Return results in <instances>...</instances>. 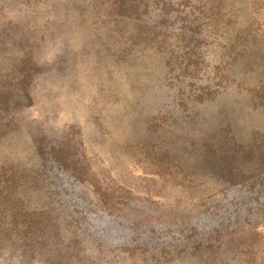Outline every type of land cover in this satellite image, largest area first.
<instances>
[{"label":"rangeland","instance_id":"1","mask_svg":"<svg viewBox=\"0 0 264 264\" xmlns=\"http://www.w3.org/2000/svg\"><path fill=\"white\" fill-rule=\"evenodd\" d=\"M0 264H264V0H0Z\"/></svg>","mask_w":264,"mask_h":264},{"label":"flooded vegetation","instance_id":"2","mask_svg":"<svg viewBox=\"0 0 264 264\" xmlns=\"http://www.w3.org/2000/svg\"><path fill=\"white\" fill-rule=\"evenodd\" d=\"M255 215H254V212H253V217H254ZM249 217L248 216H246V218H245V221L248 219ZM250 218L252 219V215L250 216Z\"/></svg>","mask_w":264,"mask_h":264}]
</instances>
